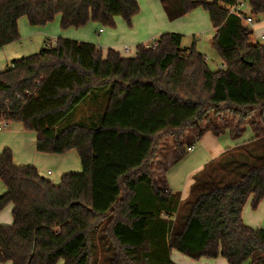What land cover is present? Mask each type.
I'll list each match as a JSON object with an SVG mask.
<instances>
[{
    "label": "trees",
    "instance_id": "16d2710c",
    "mask_svg": "<svg viewBox=\"0 0 264 264\" xmlns=\"http://www.w3.org/2000/svg\"><path fill=\"white\" fill-rule=\"evenodd\" d=\"M160 1L170 21L199 7L208 12L224 68L212 69L196 41L183 46L182 34L166 32L139 44L134 56L59 37L0 71V121L35 132L39 152L76 150L82 163L80 172L56 183L34 165L15 164L10 148L0 153L6 186L0 211L13 205V223L0 224V262L97 264L101 247V264H176L172 250L193 259L264 264V229L243 218L250 198L254 208L264 199V133L209 162L185 201L161 187L151 167L169 136L175 161L184 157L187 129L196 127L201 136L199 123L209 111L231 113L242 128L255 112L264 120V44L230 12L237 0ZM248 2L252 14H264V0ZM139 12L138 0H0V48L21 39L24 16L33 26L60 15L62 29L91 21L114 28L117 17L131 25ZM103 87L110 90L100 119L61 126ZM246 146L243 171L216 166L228 152L239 162ZM208 165L225 172L221 185L203 179Z\"/></svg>",
    "mask_w": 264,
    "mask_h": 264
},
{
    "label": "crops",
    "instance_id": "0c3cea01",
    "mask_svg": "<svg viewBox=\"0 0 264 264\" xmlns=\"http://www.w3.org/2000/svg\"><path fill=\"white\" fill-rule=\"evenodd\" d=\"M138 2L140 5V12L133 17L131 25H128L122 17H117L116 26L114 28L107 27L103 31H100L102 28L95 22H89L84 27L76 28L77 30L73 27L68 28L69 30H58L56 26H52L51 28H45V25V27L30 26L27 22L28 20L24 21L21 17L19 19V29L23 34V41L19 40L0 48V68L4 70L14 59L30 55L28 52L34 48L35 42L43 45L46 41L52 42L47 36V34H51V30L59 37L76 39L82 42H95L94 44L100 46L104 52L112 48L120 52L123 56H134L139 44H148L166 32L180 34H182L181 32H188V34L192 35L191 44L193 41L197 42L200 40L201 36L194 32H196V29L199 27L197 24L198 20H204L203 10H195L196 12L193 11L181 18L170 21L160 0H138ZM58 16L60 20L58 18L57 26L61 21V16ZM182 23H189L190 26L184 30L182 29ZM212 28L216 34L215 28ZM215 34L213 38L210 39L212 43ZM256 36L258 40H260L259 38L264 39V27H260V33ZM25 37L28 39L31 38V40H24ZM43 45L41 46L44 47ZM125 46H130L131 51L127 52ZM10 124L6 130H0V153L6 148H10L13 152L15 164L34 165L42 176L56 183L61 181L65 173L73 171L80 172L82 170L80 156L76 150H71L64 154L41 153L36 147L37 135L35 132L27 131L20 122H11ZM263 126V122L255 124L254 122H250L249 119L245 122L242 133L237 136L229 127L226 129H219V133H216L212 126L204 125L201 127L203 129V134L201 136H198V129L196 127L189 128L187 136L183 139L184 147L187 150V154L184 157L175 161V150L172 149H170V152L166 154L165 158L161 161L159 160V156H157V161L162 162L161 165L163 166L162 177L157 176L159 185L173 192H179L182 200L185 201L190 195L195 175L198 172L212 160L220 158L228 149L246 143L257 135L261 136L263 133ZM191 146H194V148L189 150ZM170 148L172 147L170 146ZM161 150L162 147L157 154H160ZM52 163L60 169V173L58 172L59 174H56L54 178L52 177L53 172L42 169L49 164L52 165ZM5 192L6 186L3 181H1L0 196ZM251 201L252 198H250L244 207V221L252 227L264 229V199L260 202L257 209H255L256 211L253 212L249 210V207L252 205ZM12 210L13 205L8 204L0 211V224L9 225L13 223ZM171 257L176 264H228V261L224 257H203L196 260L177 250H172ZM0 264L12 263L9 261ZM60 264H62V262H60Z\"/></svg>",
    "mask_w": 264,
    "mask_h": 264
},
{
    "label": "rangeland",
    "instance_id": "374dc122",
    "mask_svg": "<svg viewBox=\"0 0 264 264\" xmlns=\"http://www.w3.org/2000/svg\"><path fill=\"white\" fill-rule=\"evenodd\" d=\"M244 1L246 2L247 6L244 8L243 11L246 14H248L249 16H251L253 19V23H248L247 21H244V24L249 26L251 29L255 30V38H257L256 35H258L260 33V27L261 26L264 27V14H259V15L252 14L248 0H244ZM195 10H201V11L203 10L202 13L204 14V20L203 21L200 19L198 20L197 24L199 27L196 29V32H194L197 35L201 36L200 40L197 39L198 40L196 42L197 48L206 55L209 66L212 69L216 70L217 68H219L218 65L222 61H221V58H220L218 52L215 50L212 42L210 41V39L213 38V36L215 34L214 29L212 28L213 25L211 23L210 16H209L208 12L203 8L194 9L191 12H193V11L196 12ZM191 12H189L188 14H190ZM58 18L60 20V17L58 16V17H56V19L54 21L45 25L46 27L45 26H41V27L51 28L52 26H56L58 30L59 29L65 30V29L61 28L60 22L58 23V26H57ZM22 19L24 21L28 20L26 16L22 17ZM27 22L31 26L29 21H27ZM181 22H184V21H181ZM95 23H97V22H95ZM172 24H174V23H172ZM97 25L100 26L103 30L105 28H107V26H105L101 23H97ZM189 26H190L189 23H182V29H184V30H186ZM82 27H84V26H82ZM73 28L75 30H77L76 28H78V27H73ZM67 30H69V29H67ZM258 31H259V33H258ZM50 33L51 34H47L48 39L49 40L51 39L52 42H55V40H57V38L59 36L54 34L55 32H53V30H51ZM181 33L183 35V46L191 45L192 35L188 34V32H181ZM20 35H21L20 40H22L23 34L21 33V31H20ZM260 35H262V34H260ZM96 36H97V34H96ZM25 39H28V38L25 37L24 40ZM259 39H260L259 41L264 44V39L263 38H259ZM28 40H31V38H29ZM74 40H76V39H74ZM93 43H95V42H93ZM41 45H43V44H38L37 42H35L34 48H33L34 50L31 49V50H29L28 53L33 54V53L39 52L42 49ZM124 45H130V44H124ZM0 71H2V68H0ZM109 90H110V87H103V88H100L99 90H97L95 93H92L83 103H81V105L76 109V111L73 114H71L69 117H67L66 119H64L61 122V126L63 127L65 125H68V124L74 123V122H82V121L89 122L90 121L89 119H91L92 117L95 119V122H96L97 119L101 118V116L103 115V112L105 111L107 101H108V97H109V94H108ZM233 120H234V117L231 113H227V112L226 113H217L213 110V111H209L203 117V120L199 123V126L200 127H203L204 125L205 126H212V127H218L219 129H224V128L226 129L229 127L232 129L233 133L236 134L235 132L238 130H242V127L236 125ZM250 122H254L255 124L262 123V122L264 123V120L261 118L259 111L254 113V115L250 118ZM10 127H11V124H10ZM189 128H191V127H189ZM189 128L187 129L184 137L187 136ZM4 130H6V128H4ZM263 133H264V126H263ZM263 133H262V135H263ZM170 146L172 148H170ZM256 146L257 147L255 148V150L258 151V148H260V147H258L259 145H256ZM161 147H162L161 153L160 154L156 153L155 159L151 163V167L155 171L156 176H160V177H162V173H163V170H162L163 166L161 165L162 162H160V161L165 158L166 154H168L170 152V149L175 150L174 149V137L173 136L166 137L164 139V141L160 144L157 152L159 151V149ZM247 149L248 148L246 146V147L241 149L242 153L237 154L239 156V158H238L239 162H231L232 153L228 152L226 154L225 163L222 162L220 165H216V166L218 168L223 167L224 169H230V166L233 165V166H236L240 171H243L244 167L242 166V164H240L241 155L243 154V159L246 160L247 156L249 155V152H247ZM172 153H173V151H172ZM157 156H159L160 161H157ZM212 161H215V160H212ZM173 163H174V161H173ZM218 168H215L214 165H208L206 172L203 174V179L207 180L209 182V184H211V182H218L221 185V183H222L221 181L225 176V172L222 169H218ZM42 169H46V171L50 170L51 172H53V175H52L53 178L55 177L56 174L60 173L59 172L60 169L58 168V166H55L53 163H52V165L49 164L48 166H45V168H42ZM70 171H73V170H70ZM73 172H76V171H73ZM0 182H1V180H0ZM209 187L210 186L208 185L207 188L209 189ZM255 209H257V208H254L252 205H251V207H249V210L252 212L256 211ZM99 246H101V245H99ZM105 256H106V254L104 253L102 248L97 247V251H96V255H95V260H97V264H101L102 259L105 258ZM196 260H199V259H196ZM0 263H2V262H0ZM4 263H7V262H4ZM10 263H12V262H10ZM246 264H248V263H246Z\"/></svg>",
    "mask_w": 264,
    "mask_h": 264
},
{
    "label": "built area",
    "instance_id": "2783aa9c",
    "mask_svg": "<svg viewBox=\"0 0 264 264\" xmlns=\"http://www.w3.org/2000/svg\"><path fill=\"white\" fill-rule=\"evenodd\" d=\"M246 6L247 5H246V2L244 0H237V3L231 6L230 12L232 14L240 16L244 21H247L248 23H253L252 17L243 11ZM100 31H103V29H101ZM125 50L127 52H130L131 47L125 46ZM224 67H225L224 63L219 64V68H224ZM8 125H9V123L6 120H1L0 121V130L7 128ZM193 148H194V146H191V147H189V150H192Z\"/></svg>",
    "mask_w": 264,
    "mask_h": 264
}]
</instances>
